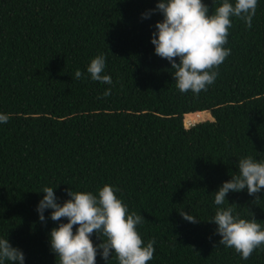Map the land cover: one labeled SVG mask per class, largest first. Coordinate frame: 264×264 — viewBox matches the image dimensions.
Returning a JSON list of instances; mask_svg holds the SVG:
<instances>
[{"label": "trees", "instance_id": "obj_1", "mask_svg": "<svg viewBox=\"0 0 264 264\" xmlns=\"http://www.w3.org/2000/svg\"><path fill=\"white\" fill-rule=\"evenodd\" d=\"M203 2L212 14L223 0ZM156 3L0 0V113L10 115L0 123V238L23 250L25 264H59L49 241L58 223L51 209L46 223L37 212L43 188L55 187L63 203L69 188L96 193L104 184L145 217L137 231L145 244L155 240L148 264H264V248L242 259L208 222L231 206L241 218L253 212L264 229V190L258 200L245 189L214 203L240 158L264 161V0L250 28L230 18V55L199 95L181 93L169 61L155 54L151 36L162 14L142 13ZM97 55L111 85L87 73ZM198 111L213 119L186 127V114ZM96 264L106 262L98 255ZM107 264H118L114 253Z\"/></svg>", "mask_w": 264, "mask_h": 264}, {"label": "clouds", "instance_id": "obj_2", "mask_svg": "<svg viewBox=\"0 0 264 264\" xmlns=\"http://www.w3.org/2000/svg\"><path fill=\"white\" fill-rule=\"evenodd\" d=\"M257 3L258 0H223L209 14V4L203 0H157L154 9L142 13L145 19L156 12L162 14V19L155 23L151 43L155 46V54L169 61L174 70L175 86L181 93L191 90L194 95H199L215 82L219 75L217 69L231 51L224 47L232 26L230 18H238L250 28ZM105 67V56L97 55L88 64L87 73L93 81L111 85V76L104 74ZM82 76L80 70L75 72L77 79ZM110 94V89L103 93L104 96ZM9 119V114L0 113V123H7ZM238 170V174L232 175L214 191L215 205H224L229 192L245 189L249 196L255 197L254 200L259 199L264 190V161L252 156L240 158ZM54 188H43L44 195L37 205V212L40 222L46 223L45 210L51 209L50 219L58 223L50 230L49 241L50 250L59 264H96L98 255L107 264L113 253L118 264H148L153 259L155 240L145 244L137 231L145 217L128 211V206L116 195L119 189L109 184H104L96 193L69 188V198L60 203ZM178 212L187 222H200L188 211ZM251 216V219L241 218L234 215L231 206L218 207L208 221L216 225L214 234L220 237L218 243L234 249L245 260L257 248H264V229L253 212ZM63 218L66 223L61 222ZM93 234L100 243L94 245L90 238ZM5 262L25 264V254L8 238H0V264Z\"/></svg>", "mask_w": 264, "mask_h": 264}, {"label": "bare ground", "instance_id": "obj_3", "mask_svg": "<svg viewBox=\"0 0 264 264\" xmlns=\"http://www.w3.org/2000/svg\"><path fill=\"white\" fill-rule=\"evenodd\" d=\"M205 115H210L209 111H198V112H193L186 114L185 119L187 121H198L200 118L204 117ZM206 118V117H205Z\"/></svg>", "mask_w": 264, "mask_h": 264}, {"label": "rangeland", "instance_id": "obj_4", "mask_svg": "<svg viewBox=\"0 0 264 264\" xmlns=\"http://www.w3.org/2000/svg\"><path fill=\"white\" fill-rule=\"evenodd\" d=\"M206 117V118H205ZM208 119H213V117H212V115L210 116V115H205L204 117H202V118H200L198 121H187L186 119L184 120V124H185V126L186 127H190L191 125H194L195 123H197V122H201V121H206V120H208Z\"/></svg>", "mask_w": 264, "mask_h": 264}, {"label": "water", "instance_id": "obj_5", "mask_svg": "<svg viewBox=\"0 0 264 264\" xmlns=\"http://www.w3.org/2000/svg\"><path fill=\"white\" fill-rule=\"evenodd\" d=\"M209 113H210V116L212 115V113L209 111ZM213 117V116H212Z\"/></svg>", "mask_w": 264, "mask_h": 264}]
</instances>
